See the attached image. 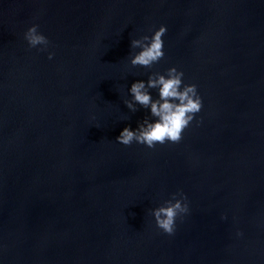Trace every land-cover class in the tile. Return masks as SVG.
Returning <instances> with one entry per match:
<instances>
[{
    "label": "water",
    "instance_id": "1",
    "mask_svg": "<svg viewBox=\"0 0 264 264\" xmlns=\"http://www.w3.org/2000/svg\"><path fill=\"white\" fill-rule=\"evenodd\" d=\"M171 67L203 105L180 143L116 142L154 119L131 85ZM178 191L168 235L151 210ZM0 264H264V0H0Z\"/></svg>",
    "mask_w": 264,
    "mask_h": 264
},
{
    "label": "clouds",
    "instance_id": "2",
    "mask_svg": "<svg viewBox=\"0 0 264 264\" xmlns=\"http://www.w3.org/2000/svg\"><path fill=\"white\" fill-rule=\"evenodd\" d=\"M38 24H33L24 33V39L29 48L44 51L49 46V40L39 30ZM167 31L166 26H160L153 35H143L139 39L131 40V48L139 49L131 55L130 63L133 67L150 69L155 63L164 58L162 37ZM54 53L49 52L52 59ZM184 73L176 67L167 69L165 74L153 72L147 82L137 81L131 85L129 92L131 99L124 100V104L132 111H137V105L150 109V116L138 124L135 130L125 127L116 138V142L130 146L134 142L154 149L157 144L166 142L178 144L182 140V133L189 127L195 115L202 109V99L195 84L183 82ZM158 90V98L153 99L149 90ZM179 197V198H177ZM187 197L182 191L172 194L171 199L165 200L160 206L151 210L156 227L168 235H173L177 217L188 212Z\"/></svg>",
    "mask_w": 264,
    "mask_h": 264
}]
</instances>
